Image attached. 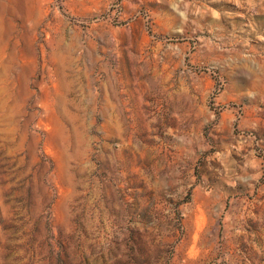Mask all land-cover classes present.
<instances>
[{"label": "rangeland", "instance_id": "obj_1", "mask_svg": "<svg viewBox=\"0 0 264 264\" xmlns=\"http://www.w3.org/2000/svg\"><path fill=\"white\" fill-rule=\"evenodd\" d=\"M0 264H264V0H0Z\"/></svg>", "mask_w": 264, "mask_h": 264}]
</instances>
